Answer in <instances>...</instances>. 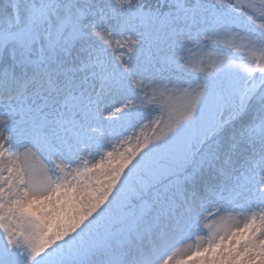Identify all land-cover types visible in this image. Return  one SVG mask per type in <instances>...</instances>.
<instances>
[{"label":"snow or ice","instance_id":"snow-or-ice-1","mask_svg":"<svg viewBox=\"0 0 264 264\" xmlns=\"http://www.w3.org/2000/svg\"><path fill=\"white\" fill-rule=\"evenodd\" d=\"M0 264H264V0H0Z\"/></svg>","mask_w":264,"mask_h":264},{"label":"rangeland","instance_id":"rangeland-1","mask_svg":"<svg viewBox=\"0 0 264 264\" xmlns=\"http://www.w3.org/2000/svg\"><path fill=\"white\" fill-rule=\"evenodd\" d=\"M251 2H254V3H259V0H251ZM237 55H245L244 53H239ZM138 133H139V130H137ZM140 134V138L141 140L145 137V136H148V137H151L153 135V131L152 129L146 127L142 133H139ZM135 145V141H133V146ZM72 203H75L73 202L72 200H69V201H66L64 203H61V204H58V205H55L53 206L51 209V214L48 216L49 219L46 221V223L50 224V225H53L57 230H60L61 228L58 226V224L56 223V219H59L61 218V216H65L64 215V212L68 210V207L72 204ZM80 215V212L77 213V215L72 219V222L75 221L78 216ZM53 216V217H52ZM52 217V219H51ZM55 218V220L53 219ZM70 219V217L68 218ZM71 222V221H70ZM239 222V221H237ZM194 243V238L192 241H188V244H192ZM187 245H185L186 247Z\"/></svg>","mask_w":264,"mask_h":264},{"label":"bare ground","instance_id":"bare-ground-1","mask_svg":"<svg viewBox=\"0 0 264 264\" xmlns=\"http://www.w3.org/2000/svg\"><path fill=\"white\" fill-rule=\"evenodd\" d=\"M81 211V208L77 206L76 203H72L69 207L68 210L64 212L65 216H61V218L56 219V223L60 228L66 227L68 224L72 223V219L77 215L78 212ZM51 209H47L45 214L49 216L51 214ZM53 217V216H52ZM51 217V219H52ZM70 217V219H68ZM55 220V218H53ZM71 221V222H70Z\"/></svg>","mask_w":264,"mask_h":264},{"label":"trees","instance_id":"trees-1","mask_svg":"<svg viewBox=\"0 0 264 264\" xmlns=\"http://www.w3.org/2000/svg\"><path fill=\"white\" fill-rule=\"evenodd\" d=\"M232 2H235V0H232Z\"/></svg>","mask_w":264,"mask_h":264}]
</instances>
